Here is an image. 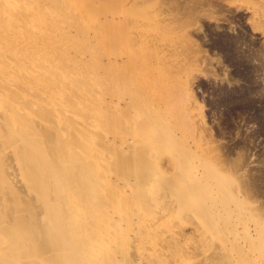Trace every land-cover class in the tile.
I'll use <instances>...</instances> for the list:
<instances>
[{"label": "bare ground", "instance_id": "obj_1", "mask_svg": "<svg viewBox=\"0 0 264 264\" xmlns=\"http://www.w3.org/2000/svg\"><path fill=\"white\" fill-rule=\"evenodd\" d=\"M174 30L153 0H0V264H264Z\"/></svg>", "mask_w": 264, "mask_h": 264}, {"label": "rangeland", "instance_id": "obj_2", "mask_svg": "<svg viewBox=\"0 0 264 264\" xmlns=\"http://www.w3.org/2000/svg\"><path fill=\"white\" fill-rule=\"evenodd\" d=\"M153 1L189 61L201 146L234 193L264 214V0Z\"/></svg>", "mask_w": 264, "mask_h": 264}]
</instances>
